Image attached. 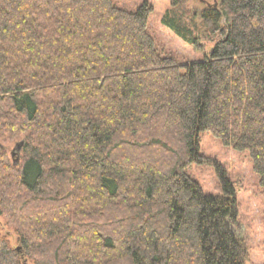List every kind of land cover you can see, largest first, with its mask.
I'll return each mask as SVG.
<instances>
[{
  "label": "trees",
  "instance_id": "1",
  "mask_svg": "<svg viewBox=\"0 0 264 264\" xmlns=\"http://www.w3.org/2000/svg\"><path fill=\"white\" fill-rule=\"evenodd\" d=\"M205 1L163 15L210 46L181 63L158 49L148 1L0 0V136L21 141L0 210L23 250L0 236V264L246 263L237 184L200 133L248 150L264 188V0ZM194 162L216 165L221 193Z\"/></svg>",
  "mask_w": 264,
  "mask_h": 264
},
{
  "label": "rangeland",
  "instance_id": "2",
  "mask_svg": "<svg viewBox=\"0 0 264 264\" xmlns=\"http://www.w3.org/2000/svg\"><path fill=\"white\" fill-rule=\"evenodd\" d=\"M146 1L153 6L149 16V31L155 37L158 49L164 54H173L181 63L203 59L210 51V46L197 51L163 24V15L172 6L173 0H114L116 5L128 9H136ZM188 2L198 8L206 6L205 0ZM208 2L214 3V0ZM20 143L19 139L10 135L0 136V152L6 153L2 160H5L9 167L6 174L9 177L8 181L1 177L0 173V193L5 190L7 183L11 184L12 173L16 170L14 167L21 156ZM200 151L203 155L216 159L226 170L228 178L237 184L238 214L236 221L232 222V228L247 245L248 258L245 264H264V188L260 184L259 174L253 168L250 152L225 145L209 131L200 133ZM186 170L200 182L205 192L212 194L222 192V180L216 165L194 162ZM1 210L0 236L8 237L10 244L17 251H23L17 232L6 224V215Z\"/></svg>",
  "mask_w": 264,
  "mask_h": 264
}]
</instances>
